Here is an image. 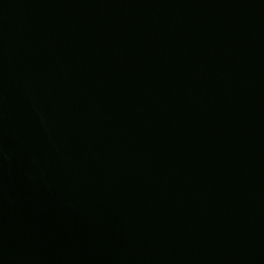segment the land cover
<instances>
[{
    "label": "water",
    "instance_id": "95a60500",
    "mask_svg": "<svg viewBox=\"0 0 264 264\" xmlns=\"http://www.w3.org/2000/svg\"><path fill=\"white\" fill-rule=\"evenodd\" d=\"M0 264H264V0H0Z\"/></svg>",
    "mask_w": 264,
    "mask_h": 264
}]
</instances>
